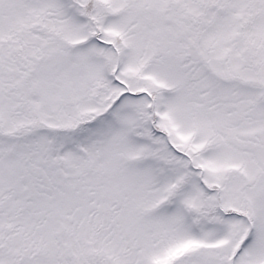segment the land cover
Instances as JSON below:
<instances>
[{"label":"snow or ice","instance_id":"snow-or-ice-1","mask_svg":"<svg viewBox=\"0 0 264 264\" xmlns=\"http://www.w3.org/2000/svg\"><path fill=\"white\" fill-rule=\"evenodd\" d=\"M0 264H264V0H0Z\"/></svg>","mask_w":264,"mask_h":264}]
</instances>
